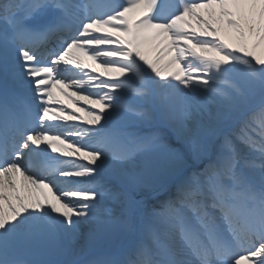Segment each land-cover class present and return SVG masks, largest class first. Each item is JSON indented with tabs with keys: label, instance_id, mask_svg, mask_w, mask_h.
<instances>
[{
	"label": "snow or ice",
	"instance_id": "6c2138e0",
	"mask_svg": "<svg viewBox=\"0 0 264 264\" xmlns=\"http://www.w3.org/2000/svg\"><path fill=\"white\" fill-rule=\"evenodd\" d=\"M0 79V264H264V0H0Z\"/></svg>",
	"mask_w": 264,
	"mask_h": 264
},
{
	"label": "bare ground",
	"instance_id": "6f19581e",
	"mask_svg": "<svg viewBox=\"0 0 264 264\" xmlns=\"http://www.w3.org/2000/svg\"><path fill=\"white\" fill-rule=\"evenodd\" d=\"M0 83H2V79H0ZM56 97H57L58 99H60V100H65V104L68 103L67 100L65 99V97L62 96V95H60L59 92L56 93ZM80 103H81V105H83V102H80ZM84 107H90V106H88V105H84ZM69 111H72V109H69ZM97 111H98V109H97ZM77 115L83 116V113H77ZM84 119L86 120L87 117H85ZM71 123H75V124H77V125H81V126H84V127H92V126H89V125H85V124L83 123V121H74V122H71ZM72 159H75V157H73ZM38 258H40V257H38Z\"/></svg>",
	"mask_w": 264,
	"mask_h": 264
},
{
	"label": "rangeland",
	"instance_id": "374dc122",
	"mask_svg": "<svg viewBox=\"0 0 264 264\" xmlns=\"http://www.w3.org/2000/svg\"><path fill=\"white\" fill-rule=\"evenodd\" d=\"M161 131L167 136H172V133H171L170 129L162 127ZM147 198H148L149 201H153L154 200V197H152L151 195H149Z\"/></svg>",
	"mask_w": 264,
	"mask_h": 264
}]
</instances>
